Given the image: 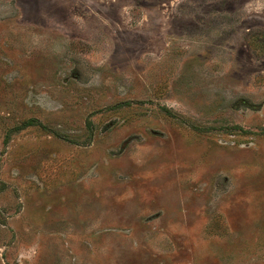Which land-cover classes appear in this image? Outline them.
I'll use <instances>...</instances> for the list:
<instances>
[{
	"label": "rangeland",
	"instance_id": "1",
	"mask_svg": "<svg viewBox=\"0 0 264 264\" xmlns=\"http://www.w3.org/2000/svg\"><path fill=\"white\" fill-rule=\"evenodd\" d=\"M263 128L264 0H0V264H264Z\"/></svg>",
	"mask_w": 264,
	"mask_h": 264
},
{
	"label": "trees",
	"instance_id": "2",
	"mask_svg": "<svg viewBox=\"0 0 264 264\" xmlns=\"http://www.w3.org/2000/svg\"><path fill=\"white\" fill-rule=\"evenodd\" d=\"M29 123L34 124V121H30ZM261 133L264 134V128L261 130Z\"/></svg>",
	"mask_w": 264,
	"mask_h": 264
}]
</instances>
